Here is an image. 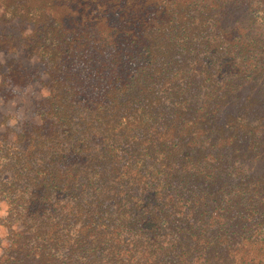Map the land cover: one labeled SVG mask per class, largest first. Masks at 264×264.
I'll return each instance as SVG.
<instances>
[{"label":"trees","instance_id":"16d2710c","mask_svg":"<svg viewBox=\"0 0 264 264\" xmlns=\"http://www.w3.org/2000/svg\"><path fill=\"white\" fill-rule=\"evenodd\" d=\"M1 55L0 264H264V0H0Z\"/></svg>","mask_w":264,"mask_h":264},{"label":"rangeland","instance_id":"374dc122","mask_svg":"<svg viewBox=\"0 0 264 264\" xmlns=\"http://www.w3.org/2000/svg\"><path fill=\"white\" fill-rule=\"evenodd\" d=\"M9 56L1 55L0 60L3 58V62L4 60L7 61ZM16 58L19 61L26 59V63L32 68L38 62V59L29 58V56L22 54H17ZM37 70L40 71V67ZM42 78L37 76V78H34V80L23 87L5 85L3 89L0 88V140L5 139V136L12 140L18 133L24 131L27 123H36L38 121L36 114L41 110L43 100L47 95L46 89L40 82ZM36 79L39 81H36ZM8 177L9 174L0 165V183L6 182ZM5 209L6 203L0 193V254L9 238V232L5 226L8 225L5 221Z\"/></svg>","mask_w":264,"mask_h":264}]
</instances>
